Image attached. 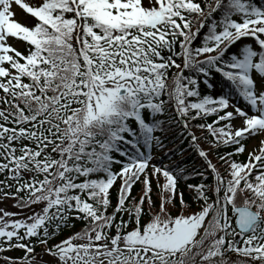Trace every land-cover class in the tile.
<instances>
[{
  "label": "trees",
  "instance_id": "trees-1",
  "mask_svg": "<svg viewBox=\"0 0 264 264\" xmlns=\"http://www.w3.org/2000/svg\"><path fill=\"white\" fill-rule=\"evenodd\" d=\"M190 1L192 6H189V0H167L168 11L163 12L162 24L153 26L148 22L141 35L136 27L128 24L113 29V34L120 35L119 37H110L97 24H90V34L97 33L100 41L91 38L83 30L77 39L76 31L66 29L61 26L62 23L58 27L59 32L49 30L41 41L38 64L27 66L24 61L19 60L27 68L26 71L16 70V75L12 72L7 76L0 74V194L26 202L33 201L41 192L49 188L54 190V175L56 180L59 179L63 190V195L49 208L50 213L43 225L28 236L18 232L9 239L0 238V253H9L20 260L42 254L59 257L70 244L82 238L93 227L102 228L101 238L110 242L112 238H122L132 230H143L149 223V210L143 207L138 210V206L132 205V199L120 198L116 182H112L123 167L132 163L125 157V154L134 157L130 144L112 140L111 146L106 148L109 140L111 143L110 134L113 138L126 137L123 127L114 125V122L123 119L133 129H137L135 121L129 115L131 107L127 106L128 102L119 99L117 103L120 104V111L114 113L111 120L102 118L98 122H92L87 115L90 105L88 89L96 86L94 75L98 70L123 64L127 60V54L144 51L156 61L153 55L157 52L156 48L162 37L165 38V44L160 48L163 58L159 61H167L169 65L159 67L156 72L161 84L155 89L140 90L135 94L137 96L134 95L135 98L126 96L124 99L134 104H147L157 111L151 114L149 108H144L142 115L151 117L153 123L157 121L154 124L157 128L155 140H159L155 142V148H167L168 154L162 153L163 161L172 156V163L171 160L165 162L170 167L164 168L168 167L176 174L177 192L179 190L182 194V202L194 212L200 211L199 205L205 201L213 202L215 196L210 191V186L214 184L213 173L207 165L199 169L195 163V159L200 158H197L199 152L190 130L198 126L206 128L216 118L203 116L200 112L183 115L191 120L187 124L188 128L185 127L175 110L178 93L175 88L180 86L184 89V94L186 91L196 93L197 97L193 98H188L185 94L188 102L205 94L215 96L221 92L218 88V84L219 87L222 86L221 79L211 65L202 62L203 59L207 60L201 49L213 43L211 26L219 33L230 24L231 18L241 22L251 12L247 16L239 15L233 9L235 7L232 0H225L214 12L212 10L217 0ZM240 1L250 5L264 4V0ZM193 5H200L201 10L198 11ZM70 8L55 12L64 17L67 24L76 19ZM159 9L162 10L163 7ZM203 21L205 26L189 50V58L193 64L189 63L175 87L180 72L178 67L184 66L185 47L193 38L194 30ZM245 47L246 45H242L239 50ZM34 50V46H25V53L35 52ZM224 53L216 59L218 66L225 64L226 59L230 60L235 51L229 49ZM1 67H5V64H1ZM202 71L208 76L204 78ZM99 124L103 129H100ZM207 135V141L215 147L214 151L219 159L224 158L225 161H231V164L241 166L247 164L248 155L245 151H238L233 145L217 141L211 132ZM66 153L69 159H65ZM97 155L100 160H97ZM108 155L118 160L119 164L106 159ZM63 157L70 160L67 170L60 168L65 161ZM249 178V183L257 184L261 178L264 179V168L255 169ZM99 182L107 184L106 187L100 188L104 185L100 186ZM141 188L140 183L134 184L130 197L136 196ZM154 192L158 194V191ZM252 195L261 198L264 192L260 188H254ZM218 198L222 204L228 201L225 191L221 189ZM263 222L250 234L254 236L250 241L258 249L264 246ZM104 223L106 227H98ZM243 241L240 238L234 240V243L241 246ZM222 254L221 251V256ZM262 260L264 258L256 259Z\"/></svg>",
  "mask_w": 264,
  "mask_h": 264
},
{
  "label": "rangeland",
  "instance_id": "rangeland-1",
  "mask_svg": "<svg viewBox=\"0 0 264 264\" xmlns=\"http://www.w3.org/2000/svg\"><path fill=\"white\" fill-rule=\"evenodd\" d=\"M35 1L0 0V23L2 20H6L4 22L14 24L11 31H8L2 24L4 28L2 39L5 40V44H2L0 48V64L3 62L2 58L4 57L2 56L6 55L5 52H1L2 46L8 51L16 53L23 48L27 37L33 39V30L31 26L24 24L26 22L22 18V10L25 6L36 5ZM131 1L136 16L138 13L144 12L145 9L142 4L145 7L152 5L156 8L157 2V0ZM125 6V4H121L122 8ZM105 8L103 9L105 13H103L104 18L102 21L108 22L106 17H109L110 20L113 17L108 11L114 10V7L111 3H107ZM120 13H122V9H120ZM258 21L260 26L257 30L264 33V19L261 18ZM112 26L116 27L117 25ZM202 27H204V24H202ZM34 62L35 60L32 61V64ZM126 64H129L130 67L125 68ZM126 64L116 70L106 71L103 85L95 88L94 96L90 99L87 111V115L92 112V122L106 117L107 114L103 115L106 109L115 108L119 99L118 95L128 91L131 92L133 89H141L142 86L147 88V86L152 85V78L145 77L148 79L146 84V81L139 75L136 61H129ZM13 73L17 74V71L14 69ZM0 74L7 76V69L1 71ZM130 79L134 80L135 85H129ZM194 108L195 106H192L190 110L196 112ZM228 111L234 119H231L224 127L215 126L214 123L215 125L206 128L198 126L192 130L193 141L200 156L197 157L200 159H195V163L199 166V169H203V166L207 165L211 169L214 178V184L210 186V191L214 194L215 199L213 202L206 203L207 201H205L199 205L201 207L200 211L194 212L190 206H186L182 202V194L179 190L177 192L178 182L168 172L160 169V165L154 166L155 168L134 165L120 172L112 182H116L120 198L122 197L124 200L132 199L134 201L132 205L138 206V210L139 207L149 210L151 218L143 230H132L126 236L122 238L115 237L108 242L106 238H101L102 228L96 229L93 227L82 238L70 244L59 257L42 254L20 260L13 258L9 253L3 252L0 253V264L264 263V260L256 261V259L264 258V246L261 247L262 249L255 248L253 241L248 240V243L241 246H236L234 243V240H238L239 235L234 227L235 219L232 210L233 206L241 204L250 208L253 207L264 216V196L260 198L252 195V189L254 188H260L264 192V179L261 178L257 184H252L249 183L250 178L248 176L255 158L264 151V127H260L258 123H251L250 118L243 117L238 112L234 113L230 106ZM217 112L218 109L206 108L204 113L199 114L217 118ZM181 122L183 124L187 122L188 124L191 120L183 119ZM100 124V129H103ZM247 130H251V134L248 135L246 147L243 148L245 154L249 156L248 165L245 166L231 164V161H225L223 158L219 159L214 151L215 147L207 141V133L210 132L215 138H221L225 133L221 141L227 142L240 137ZM64 157L69 159L67 153ZM64 157L63 160H65ZM69 161H63L60 168L67 170ZM259 167L260 165L257 166V168ZM12 172L16 174L15 170ZM54 176L55 181L52 184L54 190L49 188L41 192L33 201L26 202L0 194V238L9 239L18 232L28 236L34 234L43 225L50 213L49 208L63 195L59 179L56 180V175ZM136 183L142 185L141 191L136 196L130 197L132 187ZM99 185H102V182ZM106 185L100 188H104ZM220 189L224 190L227 195L228 201L226 204L219 203ZM154 190L158 191V194ZM193 193L196 194L195 191ZM172 213H174L173 216H177L173 217ZM163 223L165 224L163 225ZM98 227H106V224L98 225ZM221 251L223 256H221ZM123 257L124 259H122Z\"/></svg>",
  "mask_w": 264,
  "mask_h": 264
},
{
  "label": "water",
  "instance_id": "water-1",
  "mask_svg": "<svg viewBox=\"0 0 264 264\" xmlns=\"http://www.w3.org/2000/svg\"><path fill=\"white\" fill-rule=\"evenodd\" d=\"M235 212L238 214V227L243 232L250 230L252 225L259 220V216L248 208H237Z\"/></svg>",
  "mask_w": 264,
  "mask_h": 264
}]
</instances>
